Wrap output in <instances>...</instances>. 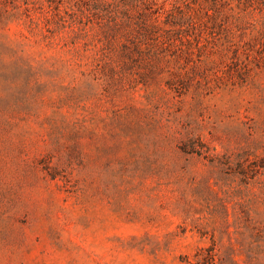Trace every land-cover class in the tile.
Segmentation results:
<instances>
[{
	"label": "rangeland",
	"instance_id": "1",
	"mask_svg": "<svg viewBox=\"0 0 264 264\" xmlns=\"http://www.w3.org/2000/svg\"><path fill=\"white\" fill-rule=\"evenodd\" d=\"M0 264H264V0H0Z\"/></svg>",
	"mask_w": 264,
	"mask_h": 264
},
{
	"label": "trees",
	"instance_id": "2",
	"mask_svg": "<svg viewBox=\"0 0 264 264\" xmlns=\"http://www.w3.org/2000/svg\"><path fill=\"white\" fill-rule=\"evenodd\" d=\"M139 21L134 22V25H131V29L135 30L137 34H143L146 37H151V35H154L156 32L157 24L153 21H151V16L148 15L145 11L139 13ZM131 17L126 18L122 22H120V25L122 24H131Z\"/></svg>",
	"mask_w": 264,
	"mask_h": 264
}]
</instances>
